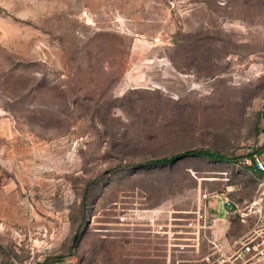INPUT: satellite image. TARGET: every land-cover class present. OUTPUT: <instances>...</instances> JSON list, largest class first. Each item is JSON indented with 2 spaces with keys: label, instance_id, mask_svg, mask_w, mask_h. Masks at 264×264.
I'll list each match as a JSON object with an SVG mask.
<instances>
[{
  "label": "rangeland",
  "instance_id": "obj_1",
  "mask_svg": "<svg viewBox=\"0 0 264 264\" xmlns=\"http://www.w3.org/2000/svg\"><path fill=\"white\" fill-rule=\"evenodd\" d=\"M200 148L264 151V0H0V264L202 259L195 203L259 182L155 163Z\"/></svg>",
  "mask_w": 264,
  "mask_h": 264
},
{
  "label": "crops",
  "instance_id": "obj_2",
  "mask_svg": "<svg viewBox=\"0 0 264 264\" xmlns=\"http://www.w3.org/2000/svg\"><path fill=\"white\" fill-rule=\"evenodd\" d=\"M261 150L254 152L253 157L248 156L247 153L236 163L233 161L223 162L235 165L236 171H247L253 177L254 175H264V172L257 170L254 158V155L257 154L264 160V151L261 152ZM261 190L260 185L256 184H229L221 192H209V195H205L203 200L195 203L197 206L195 213L199 214L200 208L207 209L210 224L205 229L207 237L202 238V241L197 242L194 246L195 256L203 257L200 260H190V264H208L206 260L209 255H214V263L218 264L215 259L218 253L215 252L213 241L219 244L220 251L228 250L230 254L240 247L239 242L245 237L255 239V245L264 247V196H262ZM227 197L233 200L232 212H229V208L225 205ZM177 239L182 238L178 237ZM246 256L248 257L249 254ZM227 264H264V259L258 263L254 261L241 263L239 260H229Z\"/></svg>",
  "mask_w": 264,
  "mask_h": 264
},
{
  "label": "built area",
  "instance_id": "obj_3",
  "mask_svg": "<svg viewBox=\"0 0 264 264\" xmlns=\"http://www.w3.org/2000/svg\"><path fill=\"white\" fill-rule=\"evenodd\" d=\"M255 164L257 170L260 172H264V160L257 154L254 155ZM255 179L259 182L260 187L262 188L261 194L264 196V175H254ZM233 200L230 198L225 199V205L229 208V212H232L233 207ZM199 219V221H198ZM210 219L207 209L203 210V213L199 215V218H193L189 220L188 226L193 228L192 234L197 237L204 236L207 237V233L205 229L209 226ZM196 238H191L194 240ZM254 240L251 237H245L242 241L239 242L240 247L236 248L233 253H228V250L220 251L219 244L214 243L213 246L216 248L218 253L216 261L218 264H227L229 260L232 261H240L241 263H248L254 261L256 263L262 261L264 259V247H260V245H255ZM261 244V243H260ZM180 245V244H178ZM214 254V253H213ZM249 254L247 257L246 255ZM211 256L209 255L207 258L210 259Z\"/></svg>",
  "mask_w": 264,
  "mask_h": 264
},
{
  "label": "trees",
  "instance_id": "obj_4",
  "mask_svg": "<svg viewBox=\"0 0 264 264\" xmlns=\"http://www.w3.org/2000/svg\"><path fill=\"white\" fill-rule=\"evenodd\" d=\"M259 151V150H258ZM254 152L248 153V156L253 157ZM187 156H200V157H205L211 160H216V161H226V162H238L241 157L244 156H233L225 153H221L219 151H213L210 149H191V150H186L182 153L175 154L171 157H166L157 160L155 163H160V164H169L172 162H175L176 160H179L180 158L187 157ZM42 264H48L47 260L42 262Z\"/></svg>",
  "mask_w": 264,
  "mask_h": 264
}]
</instances>
